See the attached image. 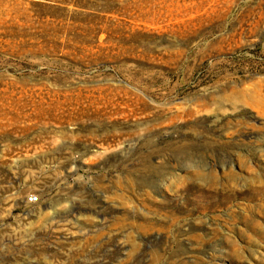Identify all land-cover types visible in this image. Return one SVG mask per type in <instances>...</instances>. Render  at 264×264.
Instances as JSON below:
<instances>
[{
    "label": "rangeland",
    "instance_id": "374dc122",
    "mask_svg": "<svg viewBox=\"0 0 264 264\" xmlns=\"http://www.w3.org/2000/svg\"><path fill=\"white\" fill-rule=\"evenodd\" d=\"M0 264H264V0H0Z\"/></svg>",
    "mask_w": 264,
    "mask_h": 264
},
{
    "label": "built area",
    "instance_id": "2783aa9c",
    "mask_svg": "<svg viewBox=\"0 0 264 264\" xmlns=\"http://www.w3.org/2000/svg\"><path fill=\"white\" fill-rule=\"evenodd\" d=\"M27 202L30 205H36L39 202V198L36 195H31L27 198Z\"/></svg>",
    "mask_w": 264,
    "mask_h": 264
}]
</instances>
